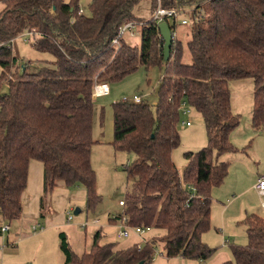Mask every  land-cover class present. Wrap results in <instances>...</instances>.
I'll return each instance as SVG.
<instances>
[{"label":"trees","instance_id":"trees-1","mask_svg":"<svg viewBox=\"0 0 264 264\" xmlns=\"http://www.w3.org/2000/svg\"><path fill=\"white\" fill-rule=\"evenodd\" d=\"M142 1L92 0L87 13L80 0H0V87L10 86L0 93V212L10 221L23 214L32 159L45 166L44 200L60 183L82 186L87 209L96 210L102 201L92 163L96 84L119 82L140 67H165L156 111L144 100L113 104L112 144L135 154L125 167L132 188L116 217L167 234L115 251L99 231L92 248L77 255L61 232L65 264H151L159 244L167 258L210 260L217 249L203 234L212 226L211 192L229 174L220 159L237 152L230 136L241 123L230 81L253 79V126L264 125V0H147L148 19L135 13ZM159 6L189 16L186 41L176 18H166L176 36L167 60L154 17ZM128 22L135 23L133 33L140 27V44L123 36L118 47L114 39ZM26 31H35L32 45L53 61L19 59L11 40ZM184 101L202 114L208 145L186 153L182 175L173 152ZM243 224L247 243L231 244L232 259L224 264H264V216L250 214Z\"/></svg>","mask_w":264,"mask_h":264},{"label":"rangeland","instance_id":"rangeland-1","mask_svg":"<svg viewBox=\"0 0 264 264\" xmlns=\"http://www.w3.org/2000/svg\"><path fill=\"white\" fill-rule=\"evenodd\" d=\"M91 1L92 0H80V6L84 12L89 13L88 6ZM140 4L145 6L144 3ZM141 8L142 7H139V9H137V14H140V17H145ZM148 18L149 17L142 19ZM188 18V14L186 15L185 13H181L176 17L180 36L185 39L184 41H186L189 34L187 32L188 25L182 22L184 19ZM169 21L173 23L175 19L169 18ZM136 29L137 30L130 38V31L124 36L131 44L137 43V41L140 44L141 29L139 26L136 27ZM35 37L34 35L31 40L35 39ZM31 42H25L24 37L17 38L14 51L19 59L32 62L33 64H40V62L44 60H54L53 56L50 54L35 49ZM164 73V66H153L149 69L140 67L136 72L128 75L123 80L110 84L111 91L108 95H94L93 138L96 143L93 146L92 163L97 172V190L102 201L96 210H88L86 201L77 205L75 208L80 207L82 209L80 214H74L75 217H78L77 219H86V217H89V219L92 220L97 217L105 222L107 218H112V215L123 213L125 208L120 205V201L126 200L127 194L129 190H131L133 183V180L128 178L125 167L133 162L135 154L131 151L118 149L112 144L115 130V111L113 104L126 100L134 102L136 96H142L143 100L150 103L153 110L156 111L160 99L159 86ZM1 74L2 69H0V76ZM230 88L232 91L233 111L241 117L240 125L230 136L232 143L237 148V152L227 153L221 157L220 161L222 160L229 163V174L222 185L213 188L214 193L212 190L211 197L223 194V200L227 198H236L234 202L236 204L225 218V220L232 223V226L235 227L236 225L235 223L233 224V221L238 211H243V213L237 215L239 218H242L243 214L247 215L246 211L251 213V211H255V209L258 210V206H262V199H264L253 192L241 198V194H239L247 185L256 182L260 175H264V125L261 127L253 126V79L245 78L232 80L230 81ZM9 89V83L7 81L2 82L0 93L3 94L8 92ZM182 121L192 122L191 126L183 125V122L180 124L181 142L173 152V159L183 175L184 169L188 165L186 153L190 151H199L203 147H206L208 145V134L204 118L196 109H191L190 114L182 112ZM108 215H111V217ZM222 220L221 206L217 203L214 208L212 228L207 232L208 239L211 241L210 246L216 249L221 245L223 238L222 234L214 227L216 222L222 223ZM243 220L241 223H243ZM226 233L227 236L235 241L232 242V244L247 243V235L243 227H237L236 230ZM230 246L231 245H228L227 247L232 254ZM218 250H216V252ZM17 251L15 259L17 263L14 264H39L44 260L41 253L40 260L36 258V253L35 255L32 254L31 245L28 243H24L23 249L20 247ZM26 252L31 253L28 256ZM167 259L164 246L159 244L151 264H168L170 261H173L172 264H182V262L177 263V259Z\"/></svg>","mask_w":264,"mask_h":264},{"label":"crops","instance_id":"crops-1","mask_svg":"<svg viewBox=\"0 0 264 264\" xmlns=\"http://www.w3.org/2000/svg\"><path fill=\"white\" fill-rule=\"evenodd\" d=\"M141 3H144L145 6H142L143 4H138L135 9L136 15L140 17V14H137V9L142 7L141 10L145 17L143 16L140 18H150L153 14L151 2L146 0ZM132 35L133 34H130L129 38ZM137 44H139L138 41L133 45ZM262 176L264 177V175H260L256 182L243 188V190L239 192V194H241L240 198L251 192L264 198V196L258 193L256 187ZM44 183V163L38 159H32L29 166L28 186L23 194L24 210L21 218L10 221L0 212V264L17 263L15 260L18 252L17 249L20 247L23 249L24 243L31 245L32 254L35 255L36 253L37 259L40 260V253L42 254L44 260L39 264H65V256L60 247L61 232L67 234L72 249L77 255H82L92 248L95 241V235L99 231H101L103 235L101 242L103 244L113 243L115 251L128 249L135 245H142L146 241L154 238H162L167 234V230L164 228L150 227L143 233L131 231L128 236L120 237L118 231L123 230L124 223L121 218L116 217L117 215H112V218H107L105 222L99 218V222L95 223L91 222L93 219L90 220L89 217H86V219H77L78 217L74 216L69 219L68 211L87 200L86 189L82 186L68 188L65 184L60 183L59 186H57L44 200ZM222 195L215 197L212 196L211 222L213 220L214 208L217 203L221 206L223 217V222H216L214 227L222 234L223 238L221 245L217 247V250H219L214 256L207 261L180 256L168 258L167 260L174 258V260L177 259V263L182 262V264H224L232 259V254L227 246L235 241L227 236L226 232L234 231L237 227H243L246 231V226L241 223V221L247 215L253 213L264 216V206L263 204L261 207L258 206L259 209H255V211H251V213L246 211L247 215L243 214V219L237 216L239 213H243V211H238L233 221V224L235 223L236 225L234 227L232 226V223L225 220V218L236 204L234 203L236 198H227L226 200H223ZM263 200L264 199H262V203ZM108 216L111 217V215ZM88 221H90V223L86 224ZM6 225H9L10 229L4 230V226ZM207 232L203 234V240L211 245ZM244 243L246 242H243V244ZM30 253L26 252V255L29 256ZM172 263L173 261H170L168 264Z\"/></svg>","mask_w":264,"mask_h":264},{"label":"built area","instance_id":"built-area-1","mask_svg":"<svg viewBox=\"0 0 264 264\" xmlns=\"http://www.w3.org/2000/svg\"><path fill=\"white\" fill-rule=\"evenodd\" d=\"M179 14H180V12L177 11L176 9H164L163 7L159 6L154 12V17L156 19H158L159 22H161L163 20H166V18H168V17H173V18L175 17L176 18ZM182 23L187 24L188 20L184 19ZM134 29H135V23L134 22L125 23L120 28L118 36L114 39V44H116L118 47H121L120 37L125 36V34L127 32H129V31H130L131 34H134L133 33ZM35 34H36L35 31H26L25 33L19 35L18 37H24L25 42H31V41L34 42L35 39L31 40V38H33V36ZM175 37L176 36L173 35V40H174ZM17 38L11 40V44L13 46H15V42L17 41ZM33 42H31V43H33ZM109 93H110V85H108L107 83H98V84H96V91H95L96 95L103 96V95H107ZM126 101H128V100H126ZM142 101H143L142 96H136L135 99H134V102H136V103H141ZM182 107H183V112L185 114H188V113L190 114L191 113L192 107L189 106L186 101L183 102ZM191 123H192L191 121H187V122H183V125H191ZM256 187H257L258 193L260 195L264 196V177L263 176L260 178L259 183L257 184ZM262 204L264 206V200H263ZM120 205L125 208L126 200L120 201ZM68 216H69V219L74 217V209H71V210L68 211ZM122 221L124 223V228H123V230H119L118 231L120 237L128 236L131 231H136L138 233H143L145 230L150 228V227L149 228H144V227H141V226L132 227V226L128 225L126 216H123ZM91 222H94V223L95 222H99V218H95ZM87 223H90V221L86 222V224ZM8 229H10L9 225L4 226V230H8ZM201 264H203V263H201Z\"/></svg>","mask_w":264,"mask_h":264},{"label":"water","instance_id":"water-1","mask_svg":"<svg viewBox=\"0 0 264 264\" xmlns=\"http://www.w3.org/2000/svg\"><path fill=\"white\" fill-rule=\"evenodd\" d=\"M55 10V8H54ZM159 29L161 31V35L164 39V55H165V59H169L170 58V54H171V48L173 45V33L170 27V24L168 23V21L163 20L159 23ZM81 208L77 207L74 209V214L78 215L81 213Z\"/></svg>","mask_w":264,"mask_h":264}]
</instances>
